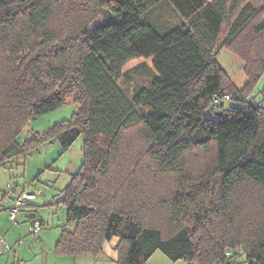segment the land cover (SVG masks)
<instances>
[{"label":"trees","instance_id":"16d2710c","mask_svg":"<svg viewBox=\"0 0 264 264\" xmlns=\"http://www.w3.org/2000/svg\"><path fill=\"white\" fill-rule=\"evenodd\" d=\"M222 49L243 62L241 88ZM137 57L152 67L130 69L148 77L129 91L123 68ZM263 72L264 0H0V165L82 137L54 201L66 209L57 255L97 257L118 237L117 264L158 251L264 264ZM67 102L68 119L18 140Z\"/></svg>","mask_w":264,"mask_h":264},{"label":"rangeland","instance_id":"374dc122","mask_svg":"<svg viewBox=\"0 0 264 264\" xmlns=\"http://www.w3.org/2000/svg\"><path fill=\"white\" fill-rule=\"evenodd\" d=\"M95 22L90 25V28L95 25ZM217 60L230 80L238 88H241L246 82V77L243 73V62L226 49H222L218 53ZM143 61H145L148 69L151 70L152 59H143L141 57L134 58L123 68V71H128L129 76L125 77L122 82L129 91H132L136 84L145 83L147 80V71H130L135 65ZM263 85L264 72L257 81L255 93H258ZM75 109V103L67 102L59 108L40 115L28 123L19 135L18 140L23 142L31 133L35 131L42 132L53 123L68 119ZM81 147L82 137H78L66 151H62L57 141L47 142L41 144L26 156L16 157L4 165H0V199L4 192H7V195L9 193L14 195V191L6 187L8 182L13 185L23 186L27 191L36 193L37 197L30 202L31 206L28 205L21 208L24 211L20 210L18 219L20 220L24 217V220H26L30 214H35L37 218L42 220V228L51 229L53 232H59L60 234L59 226L65 223L66 209L64 205L55 204L54 201L60 198L58 194L69 182L71 175L79 169L82 161ZM167 178H169V174L163 176L164 181ZM10 203V197H7L4 201L0 200V215L2 217H7L9 209H5V207ZM30 207H32L33 211L29 209ZM8 223L11 225L10 222ZM24 225H26V222H22L20 227ZM67 228L68 230H73V225H68ZM148 264L185 263L182 261L172 262L158 251L152 256ZM239 264L245 263L241 262Z\"/></svg>","mask_w":264,"mask_h":264},{"label":"crops","instance_id":"0c3cea01","mask_svg":"<svg viewBox=\"0 0 264 264\" xmlns=\"http://www.w3.org/2000/svg\"><path fill=\"white\" fill-rule=\"evenodd\" d=\"M7 197H10L11 203L5 209H9L13 205L16 196L9 193L4 200ZM30 202L26 206H31ZM29 209L33 211L32 207ZM19 215L20 213L17 214L15 221H11L8 215L7 217L0 215V235L10 245L9 250L0 245V264H117L115 245L118 242V237H112L105 241L102 252L97 257L57 255L54 252V244L59 237V232L55 233L51 229L42 228L39 234L34 236L28 232V225L32 219L31 216L35 214H30L26 220L24 217L19 220ZM22 222H26V225L20 227Z\"/></svg>","mask_w":264,"mask_h":264},{"label":"built area","instance_id":"2783aa9c","mask_svg":"<svg viewBox=\"0 0 264 264\" xmlns=\"http://www.w3.org/2000/svg\"><path fill=\"white\" fill-rule=\"evenodd\" d=\"M227 98V97H226ZM8 189H11L18 193L15 195L14 203L8 211V218L11 221H15L17 214L20 212L23 206L29 204L30 200L34 199L37 195L34 192L27 191L23 186L13 185L12 183L8 182L6 184ZM20 189V192H19ZM42 229V224L38 219H34L28 227V232L34 236L38 235ZM0 245L3 246L5 249L9 250L8 243L4 240V238L0 235Z\"/></svg>","mask_w":264,"mask_h":264}]
</instances>
